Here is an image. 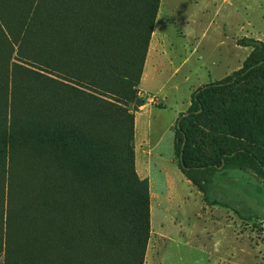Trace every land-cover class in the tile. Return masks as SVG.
Wrapping results in <instances>:
<instances>
[{
	"label": "rangeland",
	"instance_id": "obj_1",
	"mask_svg": "<svg viewBox=\"0 0 264 264\" xmlns=\"http://www.w3.org/2000/svg\"><path fill=\"white\" fill-rule=\"evenodd\" d=\"M42 1L0 0V264H264V175L216 173L210 191L228 205H210L175 150L194 92L258 58L245 42L264 43V0H83L94 20L77 52L99 70L71 79L54 44L27 33ZM131 158L149 187L143 254L124 220L103 218L99 173L112 180Z\"/></svg>",
	"mask_w": 264,
	"mask_h": 264
},
{
	"label": "trees",
	"instance_id": "obj_2",
	"mask_svg": "<svg viewBox=\"0 0 264 264\" xmlns=\"http://www.w3.org/2000/svg\"><path fill=\"white\" fill-rule=\"evenodd\" d=\"M153 1L158 5V0ZM42 5L27 33L31 32L33 25L34 31L43 33L40 40L46 47L54 44L52 51H58L57 73L71 79L78 71H83L82 76L89 77L93 70H99L90 50V59L77 52V48L85 47L82 34L92 29L90 23L94 19L88 18L84 10L89 2L43 0ZM48 19L58 21L53 31L46 25ZM103 24L106 31L108 24ZM245 44L255 49L258 58L225 80L199 88L192 95L189 111L181 114L176 121L175 150L180 170L205 195L210 205H228L210 191L216 173L250 167L264 175V83L261 82V86L252 85L251 90L248 88L253 81L264 78V43L250 39ZM91 148L90 169L98 162L100 145L91 141ZM92 173L95 183L98 174ZM99 176L103 184V218L124 220L131 228L130 244L137 245L141 253H145L151 232L148 182L137 176L133 158L118 176L111 177L112 180L103 179L105 176L100 173ZM106 181L110 187L106 186ZM113 192L122 196V206L111 198ZM99 238L109 241L115 237L110 230H103ZM71 258L77 260L74 253L67 254L66 260Z\"/></svg>",
	"mask_w": 264,
	"mask_h": 264
}]
</instances>
